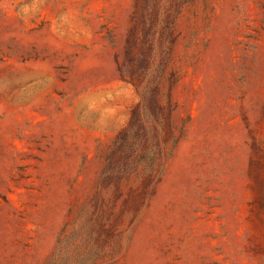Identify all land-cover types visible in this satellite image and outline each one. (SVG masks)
<instances>
[{
  "label": "rangeland",
  "instance_id": "rangeland-1",
  "mask_svg": "<svg viewBox=\"0 0 264 264\" xmlns=\"http://www.w3.org/2000/svg\"><path fill=\"white\" fill-rule=\"evenodd\" d=\"M0 264H264V0H0Z\"/></svg>",
  "mask_w": 264,
  "mask_h": 264
},
{
  "label": "trees",
  "instance_id": "trees-1",
  "mask_svg": "<svg viewBox=\"0 0 264 264\" xmlns=\"http://www.w3.org/2000/svg\"><path fill=\"white\" fill-rule=\"evenodd\" d=\"M111 175H112L111 172H109L108 170H105V178H106V177H107V178H110Z\"/></svg>",
  "mask_w": 264,
  "mask_h": 264
}]
</instances>
